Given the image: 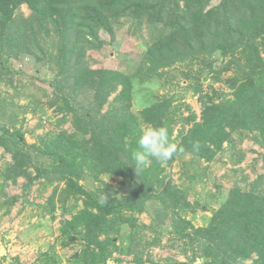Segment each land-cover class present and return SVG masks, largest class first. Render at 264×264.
Listing matches in <instances>:
<instances>
[{"label": "trees", "instance_id": "trees-1", "mask_svg": "<svg viewBox=\"0 0 264 264\" xmlns=\"http://www.w3.org/2000/svg\"><path fill=\"white\" fill-rule=\"evenodd\" d=\"M23 4L28 15L20 10ZM121 19H128L133 33L145 31L149 42L125 62L124 70L90 66L87 53L111 43ZM25 55L51 70L49 80L41 79L46 86L11 65ZM172 70L192 79L193 87L208 77L225 83L230 97L211 87V94L200 95L198 120L192 112L178 114L165 93L134 112V87L154 76L168 75L171 82L177 77ZM228 71L231 75L224 77ZM0 85L13 94L0 93L2 117L19 96L31 98L18 105L24 111L42 101L70 114L71 131L47 132L34 143H27L16 127V112L9 114V125L0 124V147L11 157L0 170L1 194L6 185L25 179L21 194L1 203L8 212L36 180L52 185L43 210L53 217L59 203L63 213L70 212L60 221L59 243H79L67 264H106L113 253L131 256L132 264H194L197 258L203 259L200 264H264L261 176L246 188L234 182L203 227L182 216L187 190L164 181L165 165L184 154L191 159L182 174L189 182L196 179L194 162L212 161L223 152V142L235 150L234 136L235 143L248 138L264 150V0H0ZM177 122L181 126L173 137ZM149 126H166L178 152L165 165L150 160L136 174L131 153ZM196 143L198 150L193 149ZM102 174L120 179L96 190L80 183ZM148 206L151 222L137 223L135 214L149 212ZM144 230L152 233L151 239ZM164 233L184 260L152 257L149 248ZM14 264L27 263L15 258ZM28 264L63 263L52 246Z\"/></svg>", "mask_w": 264, "mask_h": 264}, {"label": "rangeland", "instance_id": "rangeland-1", "mask_svg": "<svg viewBox=\"0 0 264 264\" xmlns=\"http://www.w3.org/2000/svg\"><path fill=\"white\" fill-rule=\"evenodd\" d=\"M21 12L28 15L29 9L26 5L21 6ZM149 40L146 37V32L142 35L133 33V28L129 27L128 19H121L115 25L114 40L104 45L98 51H89L86 55L87 63L92 67H114L119 70L125 69V62L131 57L136 58L137 54L142 51ZM11 65L14 68H20L25 71L26 76L34 75L39 80L38 83L46 86L47 82L41 79L49 80L52 77L51 70L40 62L34 60L32 56L25 55L18 60H12ZM181 69L180 67H177ZM176 78L171 82L167 76H154L152 79L138 84L134 87V95L131 109L134 112L139 111L142 107L148 105L155 99V96L160 94H168L173 98V107L178 110V114L184 116L192 112L197 120L199 119L201 110V97L204 93L211 94V87L218 91H223L229 97V87L222 82H211L208 78L201 79L198 87H193V80H185L179 76V72L172 70ZM232 71L224 74V77L230 76ZM178 78V79H177ZM0 93L13 95L10 87L0 85ZM114 94L110 96V99ZM81 101H84L83 95L77 94ZM8 99L10 97H7ZM15 100L13 105H8L6 115L0 116V124H10L9 114L12 111L17 113L16 127L21 129L27 143H34L38 137L47 132H56L60 129L72 130L70 123V114L63 115L46 105L44 102L36 103L33 101L30 108L26 111L20 109L18 105H25L31 101L30 97L19 96L13 97ZM9 101V100H8ZM107 106H104L103 110ZM62 119V120H61ZM181 126L180 122L175 123L173 129V137ZM236 137V138H235ZM235 142L237 136L232 138ZM233 143L235 150L228 149L227 143L223 142V152H218L214 159L210 162L205 160H197L195 167L198 168L197 178L188 181L183 173V165L191 159L189 154H184L180 159H175L170 165H165L166 178L164 181H170L180 188H183L187 193V206L181 212L182 216L190 220L194 226H205L210 221L212 212L219 208L222 202L227 198L229 189L234 182L242 188L261 176L264 179V150L252 140L248 138L240 143ZM237 150H240L237 152ZM235 151V152H234ZM238 163L237 157H241ZM10 154L0 147V170L5 164L10 161ZM188 166L186 165L185 168ZM33 170V168H31ZM197 171V170H196ZM187 172H194L188 170ZM34 173V172H33ZM116 175L102 174L99 180L85 178L80 183L87 190H96L101 188L104 183L116 185L119 181ZM25 181L23 177H19L15 183L6 185L3 193L0 192V264H14L15 258L20 262L31 263L44 250L50 249L53 246L55 253L60 257L63 264H67V258L74 250L78 249L79 243L74 241L68 247H61L59 243V226L63 218H69L70 212L63 213L61 206L58 203L54 216L43 210V205L47 196L51 193L52 185L42 183L36 180L29 193L17 200L6 211V206L1 201L8 195L21 194V186ZM2 178H0V183ZM63 182L59 184L62 186ZM127 188L123 190L126 193ZM69 204V202H68ZM81 206V201L78 206ZM149 212L136 213L137 223L148 224L151 222L150 212L152 207L148 206ZM74 210L72 209V212ZM146 239H151L152 233L148 230L143 231ZM168 233H164L158 245H151L149 252L155 260L163 259L164 257H174L179 260H184V256L179 254L178 249L174 247V241ZM116 257H121L122 261H116ZM255 257V255H253ZM203 261L197 258L194 264H200ZM106 264H132L131 256L113 253L112 258L108 259Z\"/></svg>", "mask_w": 264, "mask_h": 264}, {"label": "clouds", "instance_id": "clouds-1", "mask_svg": "<svg viewBox=\"0 0 264 264\" xmlns=\"http://www.w3.org/2000/svg\"><path fill=\"white\" fill-rule=\"evenodd\" d=\"M194 150L199 144L193 145ZM178 152V146L171 142L169 130L166 126H149L141 131L137 139V148L132 151L131 158L136 174L146 166L150 160L166 163Z\"/></svg>", "mask_w": 264, "mask_h": 264}]
</instances>
